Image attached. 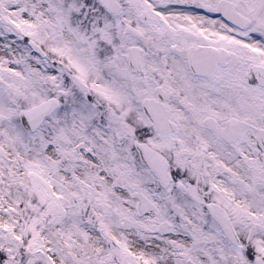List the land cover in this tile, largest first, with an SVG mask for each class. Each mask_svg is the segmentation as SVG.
Returning a JSON list of instances; mask_svg holds the SVG:
<instances>
[{
    "label": "snow or ice",
    "instance_id": "snow-or-ice-1",
    "mask_svg": "<svg viewBox=\"0 0 264 264\" xmlns=\"http://www.w3.org/2000/svg\"><path fill=\"white\" fill-rule=\"evenodd\" d=\"M0 264H264V0H0Z\"/></svg>",
    "mask_w": 264,
    "mask_h": 264
}]
</instances>
